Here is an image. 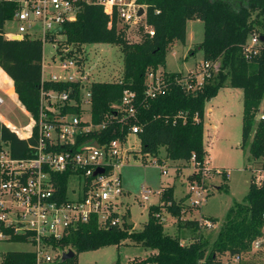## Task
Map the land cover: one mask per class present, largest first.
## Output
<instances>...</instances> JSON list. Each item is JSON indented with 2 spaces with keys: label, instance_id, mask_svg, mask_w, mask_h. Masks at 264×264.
<instances>
[{
  "label": "trees",
  "instance_id": "trees-1",
  "mask_svg": "<svg viewBox=\"0 0 264 264\" xmlns=\"http://www.w3.org/2000/svg\"><path fill=\"white\" fill-rule=\"evenodd\" d=\"M146 8V22L155 31L154 36L145 33L143 39L132 43L127 40L123 25L115 12L100 6H83L75 22L62 27L66 48L59 51L64 59H75L84 63L77 55L86 45L109 44L119 46L124 55L122 79L118 82H94L92 84L91 115L95 124L109 121L107 129L77 136L74 150L89 140H96L102 146L114 140L126 143L131 126L137 124L136 135L140 142L139 153L146 162L148 157L158 158L166 150V158L175 162H191L196 155L197 162L205 163L209 154L205 145V105L225 87L243 92L242 144L249 146V161L259 162L264 158V121H257L256 115L264 100V0H138ZM17 4L0 1V69L12 80L14 92L23 108L35 120H39L42 90L59 93H78L79 86L67 82L43 80V43L38 39L25 37L11 40L6 37L5 26L13 21ZM200 20L205 26L204 40L196 51L203 52L204 61L218 65L216 73L196 91H186L176 83L181 73L165 70L167 55L178 43L185 44L189 21ZM254 33L263 37L261 52L246 55L244 51L248 38ZM193 54L194 51H190ZM162 70L169 87L164 94L155 98L147 97V79L150 72ZM6 83L8 80H5ZM136 94V119L119 122L112 119L119 115L124 91ZM13 95V90L9 91ZM63 114L80 115L77 107L66 105ZM120 118V117H118ZM38 140V128L34 127L32 137L24 139L17 132L0 122V154L8 147L13 158L27 159L34 156V145ZM60 147V151H61ZM138 157V155H135ZM159 162H161L159 160ZM71 173L60 178L63 191H67ZM228 180L226 173L223 174ZM223 187H219L222 190ZM187 198H175V186L163 189L161 205L149 208V219L142 230L135 231L129 226V213L123 215L122 225L100 224L97 219L72 230L60 240H53L55 248L74 249L75 255L64 262L55 264H79L81 253L96 251L109 246H120L126 240L149 250L145 259L137 264H223L225 255L252 254V244L264 236V179L260 184L251 181L248 195L243 203H235L229 210L211 248L201 237L192 236L187 242L180 234L171 235L165 224L156 215L166 211L177 218L180 229L199 231V219H186L184 214L189 206ZM118 217V215H115ZM217 224L215 218H204ZM0 232L11 235L8 241L28 243V236H16L13 230L0 223ZM253 262L241 264H264V260L252 256ZM262 260V261H258ZM134 261V260H133ZM131 261V263L133 262ZM1 264H36L34 252H8Z\"/></svg>",
  "mask_w": 264,
  "mask_h": 264
},
{
  "label": "built area",
  "instance_id": "built-area-1",
  "mask_svg": "<svg viewBox=\"0 0 264 264\" xmlns=\"http://www.w3.org/2000/svg\"><path fill=\"white\" fill-rule=\"evenodd\" d=\"M7 1L17 4L13 21L18 24V30L16 33L6 35L11 40L29 37L40 40L43 47L46 42L58 45L63 38V25L75 22L81 8L86 5L100 6L109 12H115L119 23L125 27L137 26L144 22L146 33L150 36L155 35V31L146 22V8L138 0ZM141 8L145 13L138 16ZM36 24L41 27L42 38L36 37ZM261 48L260 34L254 33L248 38L244 51L248 56L258 55ZM61 51L68 52V48ZM57 55L58 67L64 72L73 71L75 75L52 74L49 79H45L43 58V80L76 84L79 86L78 93L71 96V91L59 93L42 90L39 120L32 118V125L25 138H31L34 127L38 128V140L34 145H30L34 156L27 159L13 158L8 147L0 154V223L13 230L16 236H28L29 242L34 246L36 264H55L60 260L62 253L68 249L55 248L52 241L62 239L92 219H97L102 225L109 222L113 225L123 224L120 209L125 192L121 170L131 152L127 146L128 140L140 131V126L134 124L130 128L126 143L114 140L102 146L96 140H89L83 143L79 150H74L78 135L103 131L107 129L109 121L95 124L92 120L91 88L94 81H91L85 63L69 58L63 60L58 51ZM56 61L57 59L53 58V63ZM217 66L204 61L198 69L187 74L181 73L183 77L176 78V83L188 92L201 89ZM169 84L162 70L150 72L147 79V97L155 98L159 94H164ZM135 100L136 94L133 91H124L121 103L117 106L119 115L112 119L117 118L120 123L136 119ZM3 103L4 100L0 97V106ZM66 105L79 108L81 114H63L61 109ZM256 120L264 121V100L257 112ZM94 143H97L99 148H95ZM191 162L204 174L214 170L207 166V161L203 165L197 162L196 155L192 156ZM252 163L260 165L256 170L261 172V175L253 179L256 184H260L264 179V158ZM158 164L159 160L151 161V165ZM99 169L104 172L96 174ZM161 170L163 174H168L165 166ZM215 170L221 172L222 176L226 173L229 177L227 171ZM68 172L71 173V177L67 191L64 192L60 178ZM154 193L151 188L143 186L141 198L145 202L149 201ZM207 197L205 186L198 183L189 186L187 200L192 207H200ZM156 217L162 222L166 221L161 213ZM199 221L202 228L216 226L208 219ZM0 238L8 240L11 235L0 232ZM251 251L252 254L264 253V236L254 241ZM244 257L225 255L221 260L223 264H241ZM201 264L205 262L202 261Z\"/></svg>",
  "mask_w": 264,
  "mask_h": 264
},
{
  "label": "rangeland",
  "instance_id": "rangeland-1",
  "mask_svg": "<svg viewBox=\"0 0 264 264\" xmlns=\"http://www.w3.org/2000/svg\"><path fill=\"white\" fill-rule=\"evenodd\" d=\"M146 25L140 22L137 26L124 27L127 40L132 43L139 42L146 33ZM18 24L15 21L6 23V35L16 33ZM36 37L42 38L41 27L35 25ZM205 26L200 20H192L189 23L187 45L178 42L167 55L166 69L174 73L187 74L191 70L198 69L204 62L203 52L196 51L198 45L204 40ZM58 45L52 42L44 44L45 69L44 78L49 79L52 74L75 75L73 71L64 72L58 66V55L65 45ZM58 49V50H57ZM72 50V46L68 51ZM194 51L191 54L190 51ZM86 66L90 74L91 81L94 82H118L122 79L124 69V55L119 46L109 44L86 45L81 52L77 53ZM53 58L57 59L53 63ZM165 69V70H166ZM218 66L214 70L216 73ZM7 80V79H5ZM1 98L12 95L9 81L2 83ZM0 116L7 120L23 137L28 131L27 127L32 125L30 118L21 108L9 100L0 106ZM87 117V116H86ZM242 117H243V92L240 89L225 87L221 89L216 97L208 101L205 105L204 125H205V145L208 151L206 159L209 168L214 170L204 174L202 170L196 168L192 162H175L166 158V150L160 151L158 158L148 157L146 162L142 159L140 142L136 136H131L128 140L130 156L125 166L121 170L124 196L122 198L121 215L129 213L130 220L134 223L132 227L135 231L142 230L144 224L149 219V208L152 205H161L160 199L165 187L175 186V198L179 201L188 197L189 186L193 183L205 186L208 197L198 208L192 207L186 201L188 207L184 214L186 219L215 218L218 223L213 228H201L194 232L189 229H180L177 218L166 211L163 205L161 215L166 219L165 230L171 235L180 234L186 237L188 242L192 236L201 237L209 243L211 248L217 234L226 220L229 210L235 203H243L249 192L251 181L261 175L256 169L259 164L249 161V146L253 134L246 147L242 144ZM134 147V148H132ZM138 157H135V155ZM160 160V164L151 165V161ZM162 162L164 163L162 165ZM168 174L162 173V168ZM215 169L227 171L228 180L225 181L221 172ZM146 186L155 193L151 195L149 201L141 198L142 187ZM219 187H223L219 190ZM161 192L159 195L158 193ZM188 199V198H187ZM189 239V240H188ZM69 248L68 250H70ZM74 251V249H71ZM34 251V246L30 242H14L0 238V264L3 255L8 252ZM149 250L137 245L130 240H126L120 246H109L96 251L81 253L78 257L79 264H137L139 259H145ZM254 254L245 255L244 262H253ZM257 257L264 260V253H256ZM134 260V261H133ZM131 261H133L131 263ZM258 261H262L259 260ZM264 263V262H263ZM154 264V263H148ZM256 264H261L256 262Z\"/></svg>",
  "mask_w": 264,
  "mask_h": 264
},
{
  "label": "crops",
  "instance_id": "crops-1",
  "mask_svg": "<svg viewBox=\"0 0 264 264\" xmlns=\"http://www.w3.org/2000/svg\"><path fill=\"white\" fill-rule=\"evenodd\" d=\"M189 23H190V21L188 22V25H187V39H188V28H189ZM187 39H186V43H185V45H187ZM176 46V45H175ZM174 46V47H175ZM166 69V68H165ZM166 71H167V69H166ZM167 72H170V71H167ZM170 73H174V72H170ZM5 79H7L8 81H9V83H10V89H12L13 90V92H14V87H13V82H12V80L6 75V73L4 72V71H2L1 69H0V90H1V87H3L2 86V83L5 81ZM0 97H2L1 95H0ZM5 100H9L10 102H12V103H14V104H17L20 108H21V110H23L30 118H32L31 117V115L23 108V106L20 104V102H19V100H18V98H17V95L15 94V92L13 93V95H9V97H7V98H4V103L3 104H5ZM0 122L1 123H3V124H5L6 126H8L9 128H11L12 130H14L15 132H17V134L20 136V137H22L21 135H20V133L7 121V120H4L1 116H0ZM30 127V126H29ZM29 127H27L26 129H29ZM27 134L25 133V135L22 137V138H26L27 136H26ZM137 155V154H136ZM171 187V186H170ZM165 188H167V187H165Z\"/></svg>",
  "mask_w": 264,
  "mask_h": 264
},
{
  "label": "water",
  "instance_id": "water-1",
  "mask_svg": "<svg viewBox=\"0 0 264 264\" xmlns=\"http://www.w3.org/2000/svg\"><path fill=\"white\" fill-rule=\"evenodd\" d=\"M145 13V11H144V9L143 8H141L140 10H139V13H138V16H142L143 14ZM13 40H19L20 41V38H14ZM261 40H263V37H261ZM93 146L95 147V148H99V145L97 144V143H94L93 144ZM104 171L103 170H101V169H99L97 172H96V174L97 173H103ZM128 221H129V226H132L134 223L130 220V217H128ZM75 255V252L73 251V250H68L67 252H64V253H62V257H61V262H64L65 260H67V259H69V258H71V257H73Z\"/></svg>",
  "mask_w": 264,
  "mask_h": 264
}]
</instances>
